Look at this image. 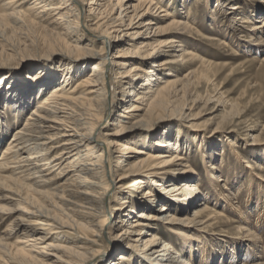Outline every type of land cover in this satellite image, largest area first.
Here are the masks:
<instances>
[{"label": "bare ground", "instance_id": "6f19581e", "mask_svg": "<svg viewBox=\"0 0 264 264\" xmlns=\"http://www.w3.org/2000/svg\"><path fill=\"white\" fill-rule=\"evenodd\" d=\"M218 1L226 11L199 0L219 33L209 37L175 0H0V31H43L51 60L33 79L0 70V202L16 206L0 204V264H237L240 245L208 239L200 224L209 223L238 225L252 256L263 240L264 166L242 158L239 179L235 168L209 164L204 138L194 133L207 169L203 187L178 143L151 136L169 118L189 119L199 132L202 109L214 99L208 88L218 64L187 49L190 39L226 47L225 32L239 48L264 49V21L254 13L264 6ZM180 2L186 9L188 0ZM241 29L251 35L244 39ZM53 60L63 65L52 68ZM222 111L224 119L236 116Z\"/></svg>", "mask_w": 264, "mask_h": 264}, {"label": "rangeland", "instance_id": "374dc122", "mask_svg": "<svg viewBox=\"0 0 264 264\" xmlns=\"http://www.w3.org/2000/svg\"><path fill=\"white\" fill-rule=\"evenodd\" d=\"M175 2L176 6L179 7L178 11H180V13H182L185 17L187 15L193 17V20H191V24H194L195 22L197 27L202 26L204 28L202 30V33H204V35H210L211 37H214L215 35L218 36L219 33L210 31V28L216 30V27L212 25L211 20L208 16L210 14L208 12L209 10L206 7V2H199V0H188V6L184 10H182L179 6L181 3L180 0H175ZM236 2L237 1L232 2V5H234ZM257 2L258 5L264 6L262 0H258ZM218 4L221 5L220 9L222 11L227 10L225 4H222L218 0H212L211 11H216ZM228 7L229 5L227 6V8ZM261 8L264 7H260L258 11H260ZM258 11L254 13L259 15L258 18L260 17V21H264V10L259 13ZM230 17L231 19L229 20V22L234 23V16ZM239 32L240 33L238 35H242L244 39H247V37L251 35L248 30L246 31L244 29H241ZM222 35L224 36L220 37H222V39L226 41V47L220 46L219 48H217L216 46H213L211 44V41L205 39L202 41V43L195 42L194 39H190L189 41L191 44L190 46L187 45V49L191 48L193 51L195 49H198L195 50V52L197 51L196 53L198 55H201L205 57V59L218 64V66L213 69V75L211 78L213 80V84L210 86V88H208L210 91V95L214 96V99L211 101L208 107L202 109L203 115L200 116L197 121L199 124H201V126H198L199 128H201V130L199 132L194 131V129L188 125L189 119L177 121L175 119L170 120L169 118V121L167 122H159L158 124H160V127L158 128V130L153 131V134L151 135H154L153 139L163 138L167 135L166 138H170V140H172V144L178 143L177 145L181 147L177 150L181 149V154H184V156L188 158L189 164L192 165L190 169L195 171L194 176L199 175L202 177L201 185L203 187H207L208 185V182H206L205 179L207 169L203 164L204 157L202 156L201 151L203 147L205 150V156L208 157L209 155L211 158L208 159L210 161V165H215L216 167H218L219 169H223L224 171H226V168L228 170L229 167H231L232 169L235 168L234 171H236L237 174H240L238 175L239 179H242L241 175L244 176L245 171L247 170L246 168L240 166L242 158L244 160L247 159L246 161H248L251 165L255 166L257 163L258 166H264V62H261L264 58V49L260 47L259 50H257L258 48L254 49L253 47H251V49L243 47L239 48V46L234 44L232 37L229 38L225 32ZM45 38V33L43 31L30 30L29 28L17 31V33L9 30L5 32L0 31V70L2 71V73H10L9 75H11V77H14V75H19L20 77L18 76V79L30 78L31 76L33 79L34 77H36L41 67L45 68L46 64L50 63L51 61L49 59L50 57H48L50 53L47 52L44 47ZM187 39H189V37ZM110 51L111 52L109 53V57L112 59V57L116 53L115 47H113ZM254 55H257L258 58H261V61H251ZM53 61L55 62V64L51 66L52 68L60 67L61 65H63H59L58 60ZM58 69H60V71H57V74L61 75L63 69ZM29 73H31L32 75L30 74L29 76ZM214 83L217 85V90L212 88ZM206 86L207 85H205L204 89H202L201 91L199 90L202 95L207 90ZM221 93L223 94L222 100L221 102L217 103V99L215 97L220 96ZM205 101H202L201 107L205 106ZM210 108H214L213 110H218L215 114L217 115V118L215 120L211 119L213 110L211 111ZM222 110H233L237 117H232L233 119L230 120L224 119L227 118V114H225L226 112ZM177 113L178 116L179 114H181V112ZM169 114L171 113H167L166 117H169ZM4 119L5 125H12V127L15 125L12 116L6 114V116H4ZM107 125L108 122L106 121L103 124V127L101 126V130L104 133L106 132L105 130L108 129L106 128ZM168 126H171V129H164ZM177 128H181L183 130L181 134H179ZM209 128L213 130L218 129L219 131L212 134L211 132L207 131V129ZM248 128H252V130H254L247 133ZM165 130H167L168 132ZM194 133H198L200 137L204 138L203 142L201 143L202 148L201 144H199L198 142L199 139H194ZM203 133H205L206 135H202ZM11 135L9 136L11 137ZM143 135L146 136L147 134ZM3 147L4 146H2L1 149ZM176 147L177 146L175 145L173 148ZM238 154L240 156H238ZM209 164H207V166ZM219 176H222L221 173H219ZM216 181H218V179ZM230 182L232 183V181H229V184ZM128 183L131 185L133 182L128 181ZM223 184L218 185L220 187V185L222 186ZM242 194L243 193H241L240 197L243 198L245 194ZM236 198H239V196L237 197L234 194L233 201H235L234 199ZM2 203L3 205H7L10 209L16 208L15 205L10 204L6 201H1L0 204ZM162 204L165 203H160L157 208H159ZM215 209L220 210L222 209V207H216ZM256 210L258 211V206L256 207ZM12 213L15 215H13V217H18L22 214L20 212L16 214L14 212ZM192 214L193 213H191L190 215L192 216ZM229 215L232 218L235 217L230 213ZM202 226H206V228H204V232L205 234L207 233L206 236H208V239H227L231 244L237 243L240 245V248H238V246H232L234 253L238 255L237 264H243V262L244 264H264V230L262 232H259L261 233L260 235L263 240L260 243L258 242V245L256 244L257 246L254 247L255 253L252 252V256L249 257L246 254L245 248L247 247H245L244 245H249L250 243H252V240H250L249 238H242L241 234L244 235L245 233H243L242 231L239 232V230H237L238 225H230L227 223H219L216 225H211L210 223L208 225L200 224V227ZM4 228L5 225L0 228V233L5 231ZM167 234L168 236L170 235L172 237L173 244L175 246L180 245V241L177 240L172 233L166 231L165 235ZM231 244L225 246L224 251H229ZM114 252L116 251H113V254ZM209 261H211V259ZM230 262L231 260L229 261V259H226L224 263L220 262L219 264H228ZM199 263L202 262H194V264ZM215 264H217V262H215Z\"/></svg>", "mask_w": 264, "mask_h": 264}]
</instances>
